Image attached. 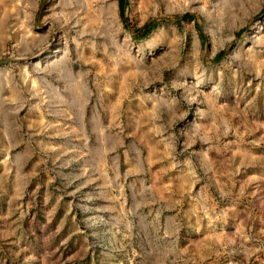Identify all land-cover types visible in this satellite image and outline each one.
Masks as SVG:
<instances>
[{"label":"rangeland","instance_id":"374dc122","mask_svg":"<svg viewBox=\"0 0 264 264\" xmlns=\"http://www.w3.org/2000/svg\"><path fill=\"white\" fill-rule=\"evenodd\" d=\"M0 264H264V0H0Z\"/></svg>","mask_w":264,"mask_h":264},{"label":"trees","instance_id":"16d2710c","mask_svg":"<svg viewBox=\"0 0 264 264\" xmlns=\"http://www.w3.org/2000/svg\"><path fill=\"white\" fill-rule=\"evenodd\" d=\"M119 1L121 4L126 3V0H119ZM151 30H152L151 26H145L144 28H142L138 31L139 33H137L135 37L138 39L146 38L150 34ZM220 56H221V53H218L216 55V57H220Z\"/></svg>","mask_w":264,"mask_h":264}]
</instances>
